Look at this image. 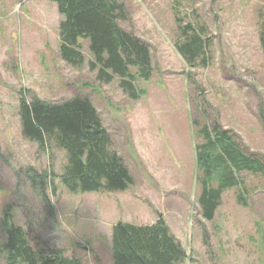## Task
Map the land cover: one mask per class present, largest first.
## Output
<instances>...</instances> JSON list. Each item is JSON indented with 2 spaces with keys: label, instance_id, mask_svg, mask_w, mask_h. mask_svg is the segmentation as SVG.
I'll return each instance as SVG.
<instances>
[{
  "label": "rangeland",
  "instance_id": "374dc122",
  "mask_svg": "<svg viewBox=\"0 0 264 264\" xmlns=\"http://www.w3.org/2000/svg\"><path fill=\"white\" fill-rule=\"evenodd\" d=\"M120 1L130 18L121 26L145 40L153 55V77L138 83L145 91L138 101L117 81H98L88 42L82 67L62 60L63 17L54 0H0V264H7L1 251L7 208L37 250L59 249L84 264H114L112 228L118 222L145 226L161 218L185 248L184 264H264V180L244 174L249 194L243 186L226 191L215 218L204 219L195 126L203 122L202 110L209 123L234 132L250 153L264 157V50L256 15L261 0H194L178 8L211 40V56L197 67L176 49L175 0ZM22 89L52 103L89 98L134 186L75 195L57 177L49 205L18 180L21 167L59 176L66 162L64 152H42L23 137ZM241 192L247 206L238 203Z\"/></svg>",
  "mask_w": 264,
  "mask_h": 264
},
{
  "label": "trees",
  "instance_id": "16d2710c",
  "mask_svg": "<svg viewBox=\"0 0 264 264\" xmlns=\"http://www.w3.org/2000/svg\"><path fill=\"white\" fill-rule=\"evenodd\" d=\"M63 20L59 26V53L69 66L80 68L86 63L83 43L88 42L101 83L118 82L132 100H140L145 91L138 83L153 77L151 46L133 32L121 26L129 21V12L120 0H54ZM186 2L175 0L176 25L179 33L176 49L190 67L211 56V40L203 25L182 17L177 11ZM257 9L260 40L264 50V0ZM210 52V54H209ZM202 112V113H201ZM203 122L197 126L200 142L196 147L201 194L199 203L204 219L212 221L219 209L223 194L234 188H244L249 194L244 174L264 180V157L250 153L238 136L219 123H209L201 110ZM18 114L22 135L37 144L42 152L62 151L66 162L59 176L24 166L16 171L18 180L24 179L51 204L49 191L56 192L55 178L75 195L100 192H126L134 186L128 165L113 148V138L102 118L87 97H75L63 103L40 99L27 89L20 91ZM264 130V111H261ZM0 191L2 184L0 183ZM238 203L247 206L243 192ZM2 252L7 264H84L76 257H68L59 249L37 250L29 240V233L14 222L11 209L4 211ZM114 264H184L185 248L161 218L153 225L118 222L112 228Z\"/></svg>",
  "mask_w": 264,
  "mask_h": 264
}]
</instances>
